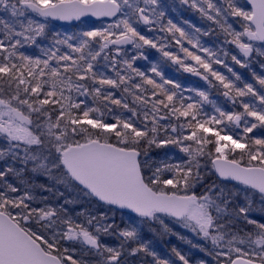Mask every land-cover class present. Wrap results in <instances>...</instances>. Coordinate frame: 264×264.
Masks as SVG:
<instances>
[{"label":"snow or ice","instance_id":"snow-or-ice-1","mask_svg":"<svg viewBox=\"0 0 264 264\" xmlns=\"http://www.w3.org/2000/svg\"><path fill=\"white\" fill-rule=\"evenodd\" d=\"M0 264H264V0H0Z\"/></svg>","mask_w":264,"mask_h":264},{"label":"rangeland","instance_id":"rangeland-1","mask_svg":"<svg viewBox=\"0 0 264 264\" xmlns=\"http://www.w3.org/2000/svg\"><path fill=\"white\" fill-rule=\"evenodd\" d=\"M58 30L59 31H63L64 29L63 28H59V26H58ZM140 63H143L142 61L140 62ZM175 67L174 66H171V65H169L168 67H166V69H165V71H167L166 72V76H168L169 78H175V76H177L178 75V71L176 70V69H174ZM179 73H181L182 74V77L184 78V77H186V78H191V76H190V74L189 73H184L182 70H180L179 71ZM187 80V79H186ZM189 81V80H188ZM184 85H186V86H192V85H190V84H188V83H183ZM193 87H195V85L193 86Z\"/></svg>","mask_w":264,"mask_h":264},{"label":"trees","instance_id":"trees-1","mask_svg":"<svg viewBox=\"0 0 264 264\" xmlns=\"http://www.w3.org/2000/svg\"><path fill=\"white\" fill-rule=\"evenodd\" d=\"M174 69H176V68H174ZM166 72L167 71H165V74H166ZM174 79H178L182 84L183 83H188V84H190V85H192V86H198V85H203L204 87H207L205 84H204V82L202 81V80H200L199 79V77H196V79L195 78H191V81L189 80H186V79H183V77H182V74L181 73H179V71H178V75L177 76H175V78Z\"/></svg>","mask_w":264,"mask_h":264},{"label":"flooded vegetation","instance_id":"flooded-vegetation-1","mask_svg":"<svg viewBox=\"0 0 264 264\" xmlns=\"http://www.w3.org/2000/svg\"><path fill=\"white\" fill-rule=\"evenodd\" d=\"M185 17H191L193 20H195L197 23H199L198 16L196 13H194L192 10H188L185 12ZM207 39V38H205Z\"/></svg>","mask_w":264,"mask_h":264},{"label":"water","instance_id":"water-1","mask_svg":"<svg viewBox=\"0 0 264 264\" xmlns=\"http://www.w3.org/2000/svg\"><path fill=\"white\" fill-rule=\"evenodd\" d=\"M53 23H56V24H59V25H61V24H64L65 22H60V21H53Z\"/></svg>","mask_w":264,"mask_h":264}]
</instances>
